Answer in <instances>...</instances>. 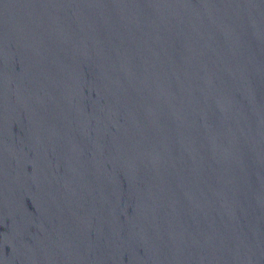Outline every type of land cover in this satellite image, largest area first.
I'll return each instance as SVG.
<instances>
[{
    "label": "water",
    "instance_id": "water-1",
    "mask_svg": "<svg viewBox=\"0 0 264 264\" xmlns=\"http://www.w3.org/2000/svg\"><path fill=\"white\" fill-rule=\"evenodd\" d=\"M0 264H264V0H0Z\"/></svg>",
    "mask_w": 264,
    "mask_h": 264
}]
</instances>
